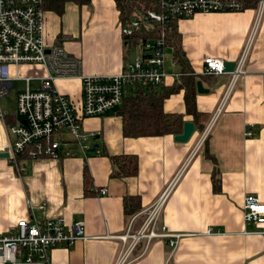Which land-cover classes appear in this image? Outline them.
Wrapping results in <instances>:
<instances>
[{
  "label": "crops",
  "instance_id": "obj_1",
  "mask_svg": "<svg viewBox=\"0 0 264 264\" xmlns=\"http://www.w3.org/2000/svg\"><path fill=\"white\" fill-rule=\"evenodd\" d=\"M258 2L253 9L198 13L173 22L185 71L206 90L195 92L194 98L202 126L185 113L182 90L162 102L164 113L181 114L183 122L193 125L186 142H175L176 135L125 138L113 111L81 122L82 132L95 134L90 143L99 151L97 156L89 153L84 158L71 146L69 158L20 159L17 166L0 159V235L19 220L62 218L67 227L81 223L85 240L53 249L49 264H118L130 242L126 238L122 244L118 237L128 226L129 234L140 229L146 211L165 191L158 223L167 233L180 235L175 249L169 254L165 239L141 238L124 264H264V223L246 224L241 213L247 195L264 204V5L258 12ZM43 37L47 46H60L78 59L85 76L116 75L137 52L124 46L110 0L65 3L61 15L44 11ZM247 41L244 74L229 88L228 74H202L203 58L235 63ZM164 69L182 74L170 46ZM23 72L36 84L46 76L39 65ZM9 73L18 76V68L11 67ZM171 85L173 80L166 78L154 91ZM53 87L79 102L77 79L56 78ZM246 127L250 138L243 135ZM117 155L136 157L133 177H110V158ZM212 176L218 180L217 192L212 190ZM100 189L106 190L104 196L98 195ZM129 198L136 211L128 217L123 201Z\"/></svg>",
  "mask_w": 264,
  "mask_h": 264
},
{
  "label": "built area",
  "instance_id": "obj_2",
  "mask_svg": "<svg viewBox=\"0 0 264 264\" xmlns=\"http://www.w3.org/2000/svg\"><path fill=\"white\" fill-rule=\"evenodd\" d=\"M42 0H0V154L8 164L17 166L19 156L27 160L47 157L58 160L72 155L75 146L82 157L99 151L91 146L95 134L81 130V122L87 118L102 117L121 106L124 96L139 88H154L166 78L177 82L179 74L164 69L165 32L171 20L189 19L202 13L233 12L240 10L234 0H157V9H147L143 14L118 20L124 46L133 36L138 42L133 46L135 56L124 61L121 70L110 76H85L81 73L78 59L69 56L60 46H47L44 42V11ZM264 0L258 2V12ZM157 26L158 30H154ZM143 35L147 37L143 38ZM249 49L247 41L230 73H225L223 61L206 57L202 60V74L216 76L228 74L229 86L244 74V63ZM19 65H39L46 76L37 80V88L31 89V78L10 76L9 69ZM56 78H74L80 83V99L74 103L60 95L53 87ZM13 82H21L22 88L15 92L11 114L2 106ZM214 119V118H213ZM213 119L202 131L200 142L207 137ZM24 121L26 126L20 124ZM245 138L252 136L246 127ZM105 189L98 195L104 196ZM164 191L155 205L146 211L142 226L118 239L126 249L120 252L118 264L127 263L129 253L141 238L165 239L171 254L180 235L169 234L158 223L160 209L165 199ZM39 210L43 206L38 207ZM242 220L246 224L264 223V204L247 195L241 206ZM209 234V232L207 233ZM85 240L83 226L75 223L65 226L62 218L19 220L0 235V264H49L50 252L55 248H70L75 242ZM133 260V259H132ZM129 260L128 262H130Z\"/></svg>",
  "mask_w": 264,
  "mask_h": 264
},
{
  "label": "trees",
  "instance_id": "obj_3",
  "mask_svg": "<svg viewBox=\"0 0 264 264\" xmlns=\"http://www.w3.org/2000/svg\"><path fill=\"white\" fill-rule=\"evenodd\" d=\"M91 0H42V10L50 11L56 15H61L65 3H73L77 6L88 5ZM114 3L118 13V20L124 21L133 16L143 14L147 9H157V0H110ZM239 4L240 10L253 9L256 7L258 0H234ZM174 20L170 21L165 34V45L173 49L174 59L180 66L181 76L179 83L173 82L170 87H164L159 91L154 88H139L129 92L124 96L121 106L114 113L119 117L121 122V133L125 138H141V137H160L166 135H179L182 129V115L168 114L162 110V102L168 96L183 91V102L185 113L192 118V122L198 126V122L202 119L201 114L195 108V82L191 72L185 71V66L181 57L178 55L177 43L178 36L173 28ZM154 30H158L157 26H153ZM137 37L133 36L126 41L127 48L135 46L138 42ZM142 37H147L142 34ZM125 41L122 39V42ZM18 159H26L25 156H19ZM113 165L110 177L128 178L133 177L137 170L136 157L133 155H117L110 158ZM83 182H88L86 172H83ZM212 190H219L218 180L212 176ZM127 202L131 205H127ZM134 199L129 198L123 201L124 215H131L136 211L133 205Z\"/></svg>",
  "mask_w": 264,
  "mask_h": 264
},
{
  "label": "water",
  "instance_id": "obj_4",
  "mask_svg": "<svg viewBox=\"0 0 264 264\" xmlns=\"http://www.w3.org/2000/svg\"><path fill=\"white\" fill-rule=\"evenodd\" d=\"M223 68H224L225 73H230L234 68V63H223ZM195 92L197 94H204V93H206V90H203L201 88L200 82H196L195 83ZM20 124H22L23 126H26V124L23 120L20 121ZM193 129H194V127L191 123L183 122L181 134L176 135L173 140L175 142H180V143L186 142L189 139V137L191 136ZM2 158H6V155L0 154V159H2Z\"/></svg>",
  "mask_w": 264,
  "mask_h": 264
},
{
  "label": "rangeland",
  "instance_id": "obj_5",
  "mask_svg": "<svg viewBox=\"0 0 264 264\" xmlns=\"http://www.w3.org/2000/svg\"><path fill=\"white\" fill-rule=\"evenodd\" d=\"M57 46V45H56ZM25 66V67H24ZM27 68L26 65H19L18 66V76L19 77H25L23 76L25 73L23 72V69ZM13 87L12 89L9 90V94L8 96L5 98V104H3L2 108L3 110L8 113L11 114L12 112V107H13V101H14V96H15V92L17 90H20L22 88V84L21 82H13ZM30 88L31 89H36L37 85L34 82L30 83Z\"/></svg>",
  "mask_w": 264,
  "mask_h": 264
}]
</instances>
